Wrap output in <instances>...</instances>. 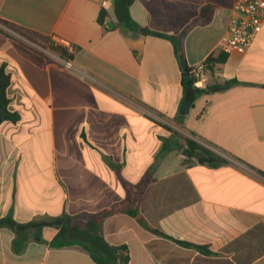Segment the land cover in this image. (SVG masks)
<instances>
[{"label": "crops", "instance_id": "obj_1", "mask_svg": "<svg viewBox=\"0 0 264 264\" xmlns=\"http://www.w3.org/2000/svg\"><path fill=\"white\" fill-rule=\"evenodd\" d=\"M103 1L0 0V19L28 36L0 31L9 110L20 115L0 125V219L71 217L80 243L126 245L129 264H264V25L208 73L207 86L239 84L196 94L183 115L180 56L190 68L220 53L238 0H134L138 32ZM149 31L185 32L181 54ZM186 138L227 163L188 156ZM58 232L44 227L16 253L14 232L0 227V264H97L81 244L53 247Z\"/></svg>", "mask_w": 264, "mask_h": 264}, {"label": "trees", "instance_id": "obj_2", "mask_svg": "<svg viewBox=\"0 0 264 264\" xmlns=\"http://www.w3.org/2000/svg\"><path fill=\"white\" fill-rule=\"evenodd\" d=\"M133 2L134 0H113V11H114V16L119 25L124 26L132 31L138 32L141 27L134 21L130 13V8ZM107 15H108L107 11L102 8L98 17V20L101 24L105 25ZM0 25L7 27L11 31L28 39V36L25 33H23L21 30H19L11 23L0 19ZM0 31L2 30L0 29ZM148 33L169 40L173 44L176 54L177 55L181 54L180 53L181 42L183 36L185 35V32H182L178 36H169L151 31H149ZM54 50L57 51V49ZM227 57L228 55L222 52L218 53L217 55L210 56L207 59L208 61L206 64L207 73L209 74L214 73L216 66L220 64H224L227 60ZM10 82H11L10 74L6 72L5 65L1 64L0 65V125L4 122H10L15 124L20 120V115L18 113L11 112L9 110L10 100L7 96V90L10 85ZM236 84H239V81L235 79L226 80L221 83H214L213 85L207 86L202 90L195 89V92L196 94L199 95L204 93L224 91L235 86ZM189 87L192 86L191 85L188 86L184 78L185 90H187ZM185 142H186L187 155L196 156L197 160L200 163H206L211 167H216L218 165L227 163V161L224 158L206 149L198 142L190 138H186ZM126 213L138 219V221L142 226L146 227L153 233L168 239H172L162 231L151 228L148 225H146L144 221H142V219L140 218L139 211L136 207H130L126 211ZM0 227H8L14 232L15 239L13 241V249L16 253H20L25 250L26 244L30 240L31 235L33 236L34 240L41 242L40 237H41L42 229L44 227H54V228H59V232L51 242V245L53 247H64L75 244H81L88 251L91 258L97 264H129L130 262L129 250L126 245L110 246L108 243L104 241V239L100 235L93 236V238L89 240L90 245H85L83 243H80V240H78V238H83V235H79V227L74 223V219L68 216H63L46 221H32L28 223H18L11 216H7L0 219ZM70 233L74 235L76 239L66 240L67 235ZM175 241L178 244L187 248H195L198 250H202L204 248L203 246L189 242H184L180 240H175Z\"/></svg>", "mask_w": 264, "mask_h": 264}, {"label": "built area", "instance_id": "obj_3", "mask_svg": "<svg viewBox=\"0 0 264 264\" xmlns=\"http://www.w3.org/2000/svg\"><path fill=\"white\" fill-rule=\"evenodd\" d=\"M107 3L108 0H104L102 5L105 7ZM233 11L228 29L222 36L220 42V52L227 55L232 52H246L251 47L257 35L262 31L264 25V0H238ZM105 26L107 27L106 23ZM0 29L8 35L15 33L3 25H0ZM18 38L21 37L18 35ZM207 61L197 63L189 68L188 73L191 79V86L194 90H202L207 86ZM65 65L68 69L74 68L71 61L65 62ZM197 142L218 156L224 159L228 158L216 148L200 141Z\"/></svg>", "mask_w": 264, "mask_h": 264}, {"label": "water", "instance_id": "obj_4", "mask_svg": "<svg viewBox=\"0 0 264 264\" xmlns=\"http://www.w3.org/2000/svg\"><path fill=\"white\" fill-rule=\"evenodd\" d=\"M112 27V25H110ZM142 33H145L146 30L145 29H141ZM180 62L184 71V77H185V82L188 86L191 85V79L188 73V68L186 66V63L184 61L183 56H180ZM196 99V92L192 87H189L186 92H185V97L183 99V102L181 104V108H180V113L181 114H187L189 112V110L191 109L194 101Z\"/></svg>", "mask_w": 264, "mask_h": 264}]
</instances>
